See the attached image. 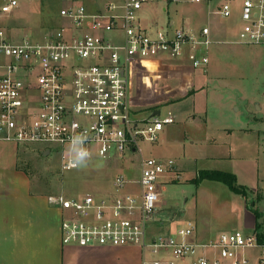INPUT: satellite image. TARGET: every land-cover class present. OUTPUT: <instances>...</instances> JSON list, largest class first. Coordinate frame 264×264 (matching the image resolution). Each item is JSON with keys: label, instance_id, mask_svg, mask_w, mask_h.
<instances>
[{"label": "built area", "instance_id": "2783aa9c", "mask_svg": "<svg viewBox=\"0 0 264 264\" xmlns=\"http://www.w3.org/2000/svg\"><path fill=\"white\" fill-rule=\"evenodd\" d=\"M153 1L62 0L58 25L42 36L15 39L0 28V141L39 145L59 155L62 171L77 168L69 152L77 135L86 137L91 159L141 152V141H156L176 115L160 111L137 117L132 112L131 59L186 57L192 67L203 68L214 39L207 24L158 26L146 12ZM19 6L18 0H6L0 11L9 14ZM214 12L230 16V3L223 1ZM239 16L236 42L264 44V0H241ZM170 176L179 177L174 160L147 157L140 160L136 180L118 174L112 181L115 191L127 182L137 184L136 191L49 194L48 202L64 211L61 243L136 246L139 264H264V243L253 230L199 239L194 222L187 221L173 231L150 233L160 205L159 185Z\"/></svg>", "mask_w": 264, "mask_h": 264}, {"label": "rangeland", "instance_id": "374dc122", "mask_svg": "<svg viewBox=\"0 0 264 264\" xmlns=\"http://www.w3.org/2000/svg\"><path fill=\"white\" fill-rule=\"evenodd\" d=\"M5 1L0 0V7ZM18 1L20 6L13 12L0 11V28L8 35L15 39L24 34L42 36L58 25L62 0ZM223 1L231 6L228 17L214 12ZM240 3L155 0L146 9L161 27L170 21L173 27L194 29L207 24L214 39L203 68L192 67L186 57L131 59L128 95L132 112L141 117L159 109L176 115V121L165 125L156 141H141V152L91 159L87 167L65 171L59 167V155L52 152L44 156L39 145L0 141V189L8 184L12 191H36L41 196L132 192L137 184L130 182L115 191V176L123 174L136 180L141 158L171 159L176 162L179 177L161 181L160 205L148 226L150 233L173 231L187 221L194 222L199 239L231 229L251 232L253 219L246 203H253V208L261 206L260 221L264 218V44L236 42L241 25ZM224 127H253L258 133V147L253 142L256 137L252 141L242 134L225 136ZM210 138L215 142H209ZM224 155L230 158L222 159ZM201 169L233 172L237 183L247 187V197L220 181H194ZM159 220L163 225L155 223ZM135 252L131 247L114 248L112 252L82 257L83 264H130Z\"/></svg>", "mask_w": 264, "mask_h": 264}, {"label": "crops", "instance_id": "0c3cea01", "mask_svg": "<svg viewBox=\"0 0 264 264\" xmlns=\"http://www.w3.org/2000/svg\"><path fill=\"white\" fill-rule=\"evenodd\" d=\"M192 77L194 78L193 75ZM222 130L225 136L242 134L249 136L250 140L256 137L252 141L256 148L259 145L258 133L256 130L253 131V127H224ZM208 141L213 143L215 139L210 138ZM224 143H227L226 139ZM221 158L226 159L230 156L224 155ZM6 186L9 187L8 184ZM7 187L0 189V264H83L82 257L89 254L112 252L114 248L127 247L136 251L135 258L127 261L130 264L140 263L142 254L136 246L108 248L64 246L60 240L61 209L58 205L48 202L49 194L41 196L36 191L20 193ZM247 213L253 219L251 225L253 229L254 216L250 211ZM155 223L163 225L162 220ZM119 254L117 252V255Z\"/></svg>", "mask_w": 264, "mask_h": 264}, {"label": "trees", "instance_id": "16d2710c", "mask_svg": "<svg viewBox=\"0 0 264 264\" xmlns=\"http://www.w3.org/2000/svg\"><path fill=\"white\" fill-rule=\"evenodd\" d=\"M203 179L220 181L226 184L234 193L239 194L244 198L247 197V187L237 183V177L233 172L219 169H201L198 171L194 181L197 182ZM246 208L250 210L254 216L253 232L256 235L257 241L259 243H264V218L260 221L262 213L259 210V206L253 208V203H246Z\"/></svg>", "mask_w": 264, "mask_h": 264}, {"label": "clouds", "instance_id": "9594fccd", "mask_svg": "<svg viewBox=\"0 0 264 264\" xmlns=\"http://www.w3.org/2000/svg\"><path fill=\"white\" fill-rule=\"evenodd\" d=\"M86 137L77 135L70 141L69 152L71 154L72 167H87L91 160L92 153L84 147Z\"/></svg>", "mask_w": 264, "mask_h": 264}, {"label": "water", "instance_id": "95a60500", "mask_svg": "<svg viewBox=\"0 0 264 264\" xmlns=\"http://www.w3.org/2000/svg\"><path fill=\"white\" fill-rule=\"evenodd\" d=\"M159 113H160V110L159 109H156L155 111H152L150 113V115H158ZM48 153H49V151L46 150V151L43 152V155L46 156ZM259 210H261V206H259Z\"/></svg>", "mask_w": 264, "mask_h": 264}, {"label": "flooded vegetation", "instance_id": "af4514ba", "mask_svg": "<svg viewBox=\"0 0 264 264\" xmlns=\"http://www.w3.org/2000/svg\"><path fill=\"white\" fill-rule=\"evenodd\" d=\"M150 114V113H149Z\"/></svg>", "mask_w": 264, "mask_h": 264}]
</instances>
